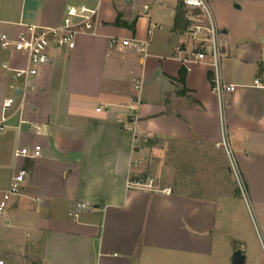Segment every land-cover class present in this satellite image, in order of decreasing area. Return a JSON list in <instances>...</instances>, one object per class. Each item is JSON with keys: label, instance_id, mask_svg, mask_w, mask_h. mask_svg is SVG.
<instances>
[{"label": "crops", "instance_id": "1", "mask_svg": "<svg viewBox=\"0 0 264 264\" xmlns=\"http://www.w3.org/2000/svg\"><path fill=\"white\" fill-rule=\"evenodd\" d=\"M247 2L264 4L233 8ZM179 3L0 0V36L58 27L68 6L99 9L96 34L52 49V61L28 81L3 69L25 68L27 58L0 45V98L16 101L0 132V191L19 168L30 171L0 217L5 264H26V255L36 264H231L238 250L245 264H264V16L220 24L223 77L236 85L222 109L210 67L177 54L188 40L174 30ZM224 133L245 195L235 187L203 196L128 185L145 179L157 139L198 144L226 162ZM34 144L40 158L15 156ZM217 170L212 176H227ZM78 203L90 207L77 212Z\"/></svg>", "mask_w": 264, "mask_h": 264}, {"label": "built area", "instance_id": "2", "mask_svg": "<svg viewBox=\"0 0 264 264\" xmlns=\"http://www.w3.org/2000/svg\"><path fill=\"white\" fill-rule=\"evenodd\" d=\"M182 8L189 22L185 30L188 34V40L177 48V54L180 56L185 54L182 61L186 64L205 63L210 67L212 74L211 90L219 98L220 107L223 109L225 97L236 90V85L226 82L222 73L224 57L223 31L218 26L207 0H182ZM98 23V6L83 4L68 6L64 21L58 27L25 25L24 29L15 35L10 36L4 32L0 36V45L7 50L25 56L27 66L25 68H15L4 64L3 69L6 72H12L16 79L24 78L28 81L38 75L41 66L52 61V49H73L79 35L96 34ZM156 26L153 25L154 28ZM150 32L151 30H149ZM115 43L116 41L112 40V44ZM130 44L129 39L122 41L123 46H129ZM256 83H258V80H256ZM15 104L14 97L0 98V132L7 128L9 112ZM223 144L230 155L234 172L243 192V182L228 148L225 133ZM15 156L29 160L38 159L42 156V146L41 144H34L19 148L15 151ZM29 175L30 171L27 168H19L12 177L9 189L4 192L0 191V217L6 213L11 197L22 192L28 182ZM128 185L139 189H153V181L147 178L130 181ZM89 207L90 204L88 203H78L75 206V211L78 212ZM69 214L73 215V212ZM0 264H5V261L0 259Z\"/></svg>", "mask_w": 264, "mask_h": 264}, {"label": "rangeland", "instance_id": "3", "mask_svg": "<svg viewBox=\"0 0 264 264\" xmlns=\"http://www.w3.org/2000/svg\"><path fill=\"white\" fill-rule=\"evenodd\" d=\"M178 1L163 0V3H167L172 8L177 5ZM207 1L220 28V24L224 22L237 26V24H240L242 17L264 16V4L262 3L247 2L242 10H236L233 8V3L244 0ZM150 6H153V4L150 3ZM166 8L164 14L169 16L168 12L170 11ZM183 35L188 39L186 32ZM197 145L186 142L178 143L170 139H157L149 144L147 148V159L144 160L142 176L153 181L155 189L166 190L171 188L173 191L194 195L206 196V193L216 191L217 188L222 191L232 190L233 187L240 190L239 181L226 148L223 147L226 156V162H224L222 154L214 153L211 149ZM218 167L222 172L226 170L227 176L225 178L217 177V172L213 174L215 177L212 176L215 170L218 171ZM243 194H246L245 187ZM21 260L26 264H36L38 262L34 257L28 255Z\"/></svg>", "mask_w": 264, "mask_h": 264}, {"label": "trees", "instance_id": "4", "mask_svg": "<svg viewBox=\"0 0 264 264\" xmlns=\"http://www.w3.org/2000/svg\"><path fill=\"white\" fill-rule=\"evenodd\" d=\"M189 25L188 20L185 17L182 3H179L176 8L175 18H174V30H180L184 32Z\"/></svg>", "mask_w": 264, "mask_h": 264}, {"label": "water", "instance_id": "5", "mask_svg": "<svg viewBox=\"0 0 264 264\" xmlns=\"http://www.w3.org/2000/svg\"><path fill=\"white\" fill-rule=\"evenodd\" d=\"M126 2L131 3L132 0H126ZM236 7H239L238 5H236ZM246 262V257L243 253V251L238 250L236 252H234L233 256H232V260H231V264H245Z\"/></svg>", "mask_w": 264, "mask_h": 264}]
</instances>
